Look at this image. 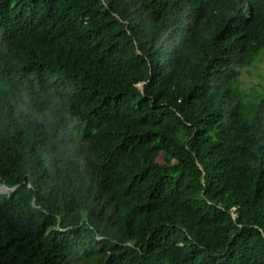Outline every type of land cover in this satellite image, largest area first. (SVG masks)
Segmentation results:
<instances>
[{
    "label": "trees",
    "instance_id": "trees-1",
    "mask_svg": "<svg viewBox=\"0 0 264 264\" xmlns=\"http://www.w3.org/2000/svg\"><path fill=\"white\" fill-rule=\"evenodd\" d=\"M263 60L264 0H0V264H264Z\"/></svg>",
    "mask_w": 264,
    "mask_h": 264
},
{
    "label": "rangeland",
    "instance_id": "rangeland-1",
    "mask_svg": "<svg viewBox=\"0 0 264 264\" xmlns=\"http://www.w3.org/2000/svg\"><path fill=\"white\" fill-rule=\"evenodd\" d=\"M263 63H264V60H263ZM263 67H264V65H263ZM248 78H250L252 81L256 82V81H255V77H248ZM138 88L140 89V85L138 86ZM0 191H1L3 194L8 192V190L5 189V188H3V187L0 188Z\"/></svg>",
    "mask_w": 264,
    "mask_h": 264
},
{
    "label": "water",
    "instance_id": "water-1",
    "mask_svg": "<svg viewBox=\"0 0 264 264\" xmlns=\"http://www.w3.org/2000/svg\"><path fill=\"white\" fill-rule=\"evenodd\" d=\"M140 90H142V84L140 85ZM5 189H7V190H8V188H7V187H5Z\"/></svg>",
    "mask_w": 264,
    "mask_h": 264
},
{
    "label": "clouds",
    "instance_id": "clouds-1",
    "mask_svg": "<svg viewBox=\"0 0 264 264\" xmlns=\"http://www.w3.org/2000/svg\"><path fill=\"white\" fill-rule=\"evenodd\" d=\"M3 188H5V186H2Z\"/></svg>",
    "mask_w": 264,
    "mask_h": 264
}]
</instances>
